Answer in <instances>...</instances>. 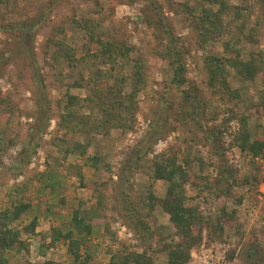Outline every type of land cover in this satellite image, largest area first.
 Instances as JSON below:
<instances>
[{"label": "rangeland", "instance_id": "1", "mask_svg": "<svg viewBox=\"0 0 264 264\" xmlns=\"http://www.w3.org/2000/svg\"><path fill=\"white\" fill-rule=\"evenodd\" d=\"M157 1L166 22L174 28L179 46L184 49L187 78L198 88V96L203 101L202 115L194 121L185 120L180 106L182 91L171 84L170 67L157 55L158 31L147 24L148 15L154 16L155 10L146 0H97V4L91 0H20L14 4V14L9 13L0 25L17 27L26 22L36 24L41 19L44 22L29 43V38L20 39L16 32H0V96L9 97L14 110L13 116H8L0 105V211L25 202L32 207L22 217L24 225L38 216L41 230L49 228L50 231L58 223L68 228L75 210L91 211L95 205L93 192L87 188L94 178L96 183L107 184L104 213L107 226L103 228V220L101 226L93 227L90 242L93 260L89 264H110V255L117 252L120 242L132 252L147 251L157 264H167L168 256L162 248L177 242L178 237L170 216L158 203L165 199L168 184L152 178L153 160L160 155H177L182 164L190 153L196 183L185 187L187 205L198 208L208 224L203 228L201 245L191 251L189 264H264V151L254 157L248 151H241L238 145L239 133L244 131L250 134L251 141L264 142V80L244 81L230 70L228 81L238 90L240 99L229 100L214 94L207 86L204 62L208 56L225 54L226 39L216 36L204 44L197 38L194 19L180 5L200 0ZM228 1L235 6L244 2ZM247 3L254 7L252 20H258L263 14L262 8L252 5V1ZM97 9L99 13H95ZM71 17L99 22L110 40L123 48H133L130 59L145 57L147 60V85L138 95L134 129L112 130L105 136L92 134L88 154L103 157L104 164L99 171L86 166L84 158L66 154L69 147L85 144L88 139L78 131L76 123L64 128L58 110V103L66 102L69 85L80 80L84 73L87 76L88 72H94V66L98 65L93 60L90 66L82 64L72 70L54 64L44 54L47 36L63 24L66 36L60 38L79 55L87 53L89 46L96 52L86 32L71 23ZM225 24L235 32L228 20ZM235 49L242 52L244 60H249L252 51H264L263 31L257 49L245 43ZM33 56L36 68L32 65ZM130 69L124 64L116 71L129 76ZM39 76L51 105V120L42 134H37L36 128L33 130L39 95L32 92L38 90ZM70 93L86 96L85 90ZM65 130L69 136L64 135ZM211 132L218 134L215 146L210 141ZM148 148L149 153L145 155ZM32 150L36 153L32 154ZM22 152L27 153L18 159ZM218 170L226 171L229 183L217 175ZM54 183V191L47 189L46 186ZM150 194L156 206L151 231H143L134 227L135 224L130 225L128 201L138 203ZM55 206L59 208L58 214L46 217V212ZM39 245V240L32 242L28 257L13 253L10 264H23L25 258L32 263L39 262L41 258L36 252ZM47 258L73 264L63 244L48 251Z\"/></svg>", "mask_w": 264, "mask_h": 264}, {"label": "trees", "instance_id": "2", "mask_svg": "<svg viewBox=\"0 0 264 264\" xmlns=\"http://www.w3.org/2000/svg\"><path fill=\"white\" fill-rule=\"evenodd\" d=\"M20 0H0V23L4 22L9 13L14 14V4ZM95 1L97 4V0ZM136 1V0H134ZM155 10L154 16L148 15L147 24L155 27L158 31V51L157 55L170 67L171 84L182 91L181 104L185 120L194 121L202 115L201 106L203 101L199 98L198 88L189 82L187 78V65L185 61V52L179 46L178 39L174 36L173 26L168 24L163 16L162 6L157 0H146ZM243 5L235 6L228 0H200L195 3H183L180 7L184 13H188L193 20L194 29L197 38L204 44L215 40L216 36L220 39H226L225 54L208 56L205 59L204 66L206 71L207 86L214 91V94H220L222 98L229 100H239L240 94L237 89L232 88L228 81L230 70L236 73L237 77L244 81H255L258 78L264 80V51L258 53L252 51L249 60H244L242 52L233 47H238L245 43L252 48L257 49L260 46L261 31L264 33V0H243ZM252 1V5H260L263 14L258 20L253 21L254 7L248 6L247 2ZM114 9L116 4L113 5ZM99 9L95 13H99ZM226 20L235 27V32L226 26ZM71 23L78 29L86 32L89 44L96 46V52L91 51L89 46L87 53L78 54V51L70 47L60 36H66L65 24L54 28L53 32L47 36L44 47V54L57 65H65L69 69H78L82 64L90 66L95 60L98 66H94V72L84 73L80 80L69 85V91L65 94V103H58L59 117L64 128L75 124L78 131L86 135L88 139L85 144L77 143L73 148H68L66 154H73L84 158L85 165L99 171L104 164L103 157L100 154L91 156L89 148L92 146V134L108 135L112 130H133L136 123V114L139 109L138 95L147 85V60L145 57L130 59L133 48H123L115 40H110L103 31V27L97 21L92 19L77 17L70 18ZM43 19L36 24L23 23L17 27H6L0 25L2 33H17L18 38L35 37L39 28L43 25ZM263 27V28H262ZM85 51V50H83ZM32 52V50H31ZM229 53V54H228ZM34 55V53H32ZM33 67L36 68L35 58L33 56ZM126 64L131 69L129 76H126L116 69L120 65ZM37 92L39 95L36 103L38 106V115L33 130L37 134H42L48 129L50 123L51 105L46 95L44 81L39 76L36 79ZM188 86L187 89L184 87ZM190 86V87H189ZM264 89V81H263ZM71 90L86 91L85 97L70 93ZM128 91V93L126 92ZM0 105L4 106L8 116H13L14 110L11 106L9 97L0 96ZM86 110L87 112H83ZM244 123V122H243ZM244 130V129H243ZM69 136L65 130L64 135ZM210 141L217 143L218 134L211 132ZM69 142L66 141V145ZM238 145L241 151L249 152L254 157H259L264 151L263 141H251V136L247 131L239 133ZM33 149V148H32ZM148 150L145 155H148ZM25 151V150H24ZM27 152H22V154ZM35 154L34 150L31 151ZM141 153H138V159ZM188 153L182 164L179 156L166 157L160 155L153 160L151 171L152 178L156 181H164L168 184L167 195L164 200L159 201L163 211L170 216L178 241L173 244H165L162 251L168 256L167 264H189L191 260V251L201 245L203 237V228L208 224L207 218L199 212L198 208H192L187 205V194L185 187L187 184L196 183L192 174L193 161ZM25 157V155H24ZM23 157V158H24ZM30 158V157H29ZM217 175L226 179V171L218 170ZM81 178H84L80 174ZM90 181V180H89ZM55 183L46 186L47 189L54 191ZM93 192L96 200L91 211L77 209L74 211V217L70 227L63 225L55 226L47 233H37L40 226L38 216H34L31 222L24 225L22 217L31 209V204L19 202L12 204L0 211V264H9V255L12 252L24 254L28 257L31 254V239L38 238L39 262L32 263L25 258L23 264H64L47 258L48 251L55 248L57 244H63L67 247L68 254L73 259V264H89L93 260L91 237L94 234V226H101L102 221L106 220L107 204V184L96 183L94 178L88 183V187ZM130 198V197H129ZM129 208L127 209V219L130 225L139 227L143 231H151L150 222L153 220L154 203L153 195L150 194L146 200L140 199L138 203L129 199ZM59 208L57 206L50 208L46 212V217L50 214L57 215ZM224 221V220H223ZM222 223V220L219 221ZM221 225V224H220ZM107 226V223L104 225ZM135 231L136 229L133 228ZM103 230V229H102ZM120 248L113 255H110V264H157L147 251L142 253L130 251L129 246L120 242Z\"/></svg>", "mask_w": 264, "mask_h": 264}, {"label": "crops", "instance_id": "3", "mask_svg": "<svg viewBox=\"0 0 264 264\" xmlns=\"http://www.w3.org/2000/svg\"><path fill=\"white\" fill-rule=\"evenodd\" d=\"M39 222H40V220H39ZM40 225H41V223H40ZM57 225H60L59 223L57 224ZM49 231V228H48V230H41V227L39 226L38 228H37V230H36V232L39 234V233H42V234H44V233H47ZM38 240V238H36V237H33L32 239H31V242H33V243H35L36 241ZM33 247V246H32ZM36 252L38 253V248H36ZM14 252H12L10 255H9V260H10V257H11V255L13 254ZM20 255H22L23 256V258L25 257L24 256V254H20ZM11 261V260H10ZM10 264V263H9Z\"/></svg>", "mask_w": 264, "mask_h": 264}]
</instances>
